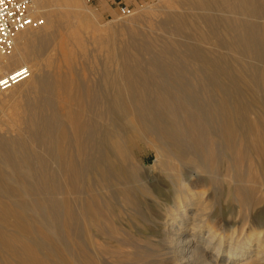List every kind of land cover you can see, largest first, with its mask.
I'll list each match as a JSON object with an SVG mask.
<instances>
[{"label": "bare ground", "instance_id": "6f19581e", "mask_svg": "<svg viewBox=\"0 0 264 264\" xmlns=\"http://www.w3.org/2000/svg\"><path fill=\"white\" fill-rule=\"evenodd\" d=\"M31 3L43 25L19 32L3 59L13 76L0 93V246L18 247V264H46L52 254L70 257L63 264H141L155 255L139 257L144 246L165 251L154 264H264V69H239L235 79L215 52L186 43L215 41L262 58L264 0H166L147 12L159 22L145 23L167 40L155 45L140 37L142 17L128 29L100 27L74 11L79 0ZM89 49L105 57L94 61L103 65L94 67L98 80L73 75ZM187 71L201 89L168 77ZM230 82L239 90H228ZM202 89L209 104L196 98ZM136 140L150 144L151 164L135 154ZM42 211L38 225L10 221ZM220 222L232 231L227 248ZM245 229L253 230L244 241L233 240Z\"/></svg>", "mask_w": 264, "mask_h": 264}, {"label": "rangeland", "instance_id": "374dc122", "mask_svg": "<svg viewBox=\"0 0 264 264\" xmlns=\"http://www.w3.org/2000/svg\"><path fill=\"white\" fill-rule=\"evenodd\" d=\"M155 5H157V7L158 6L163 7V6L166 5V0H79V5H78L79 7L76 10H74V11L83 12V10H85L89 15H91L92 17H94L97 20V22L99 23V26L100 27H103V26H107V27L124 26L125 29H128V27H131L130 26V24H131L130 22L133 19H135L137 17H140V18L142 17V21H141V19H139L140 20L139 24H141V26H142V27L139 26V29H141V31L139 30V33L141 34L140 37L142 38L144 36V38H142V39H144V41L147 40V41L151 42V44L153 43L152 45H155V44H160V43H156V42H161V43L167 42V40L164 39L165 36H163V34L161 32H159V31L157 32V31L152 30L153 27H155L154 24H157L159 22L158 18H156V17H151L150 18L149 16H147V15H150V14H147L148 9L151 8V7H153V6H155ZM123 8L129 9L131 11V16H129V17L121 16L120 10L123 9ZM57 10L60 11L59 9H57ZM71 11H72V9H71ZM226 16L228 18H230V19L239 20V16H235V15H226ZM143 17L146 20L143 21V19H144ZM146 17H148V18H146ZM148 19H150L151 21L148 20ZM148 21H150L151 23L154 22V24L145 23V22H148ZM143 22L146 25H144ZM148 24H151L153 27L151 28V26L148 25ZM144 27L145 28L146 27H150L151 28V31H150V28H146L145 29ZM141 38H139V40H141ZM162 39H164V40H162ZM197 42L198 41H195L193 39L186 40V43L187 44H190V45L192 44L193 46L200 47L203 50L204 49H209V50L215 52L217 54L216 57L219 60L222 61V63H221L222 68L228 69L229 72H228L227 75L230 76V77H232V78H235L236 79V78L239 77V72H240L239 69L240 70H242V69H252V68H255V69H264V63H263L264 62V56L262 58H257V57H253V56L241 57L239 55L233 54L234 52H236V49L224 48V47L223 48L216 47L217 42H215V41H210V42H208L209 45H205V46L203 44H200L199 42L198 43ZM135 48H136V45H135ZM104 59H105V57L102 56V54H100V53L97 54V53L93 52L92 49H89V50L85 51L83 56L82 55L79 56L78 63L74 65L73 75L76 76L78 79H81V80H84V79H86V80L87 79L98 80L99 72H96L94 67H102L103 65H101V63L100 64H98L96 62L94 63V61H97V60L98 61H102ZM257 60H261V63H258ZM188 72H190V71L180 73L179 75L177 74L176 76H174V75L168 76V77H171V79L174 77V79L176 81L174 79L171 80L170 78H168V77L167 78H168V80H171L172 82H178V83L180 82V83H183L185 85L187 84V86H189V87L192 86L191 88H194V89H196V86L197 87L200 86L198 88L201 89V87H202L201 85H203V82L196 75H194L193 73H192V76H191V73H189L190 75H187ZM237 74H238V76H237ZM193 75L196 76L198 80ZM196 81H199V83H201V85H198L199 83L196 82ZM226 88L228 90H231L232 92H234L235 89L236 90H239V84H234V83L231 84V82H230V83H227L226 84ZM199 91L200 92L197 93L196 98L198 99L199 96H201L199 98V100L200 101H203L204 103L209 104V101L206 100L207 97H208L207 96L208 94L204 93L205 92L204 89L199 90ZM232 92L231 93L228 92V95H229V98L228 99L231 102H233V100H235L234 93H232ZM209 96L212 99H216V97L215 96H212L211 94ZM168 105L173 106V105H177V103L170 102ZM181 110H183V108L180 109V110H177L176 112L179 115H181V117H182V112L183 111H181ZM185 112H188L189 113V114L186 115L187 117H189V119H193L194 118L195 115L194 114H190V111L189 110H186ZM91 118H93L94 120H91ZM90 120L93 121V122L95 120H97V122H99V120L95 116H91V115H90ZM182 120L183 121H186V122L188 121V119H184V118H182ZM25 147L29 151H31L30 149H32V146H30L29 144H27ZM133 149H134L136 155H145L146 156L145 159H144V163L146 165H149V164L152 163V160L154 159V154H153V151H152L153 149L151 148L150 144H147L146 142H142V141H139V140L137 141L136 140L134 142ZM38 157L42 161H44L43 164H44L45 169H47V172L49 174H51L52 171H53V166L50 165L49 161L47 160V158L45 156V153L42 152V151H39L38 152ZM8 172H10V171L7 170V173ZM53 177L56 180L59 179V177H58L57 174H54ZM21 178H23V181L26 184L32 185V181L28 177H22L21 176ZM57 181H59V180H57ZM38 183H41V181L38 180V181L35 182L36 185ZM73 200L74 199H72V202L71 203H73L74 206H71V207L73 208V210H75L76 209V202H74ZM12 201H13L12 202L13 204L12 203L11 204H12L13 207L19 206V203L17 202V200H14L13 199ZM41 214L43 215V211L40 214H35V213L33 214V212H32V213H26L24 215L22 213H20V214L18 213L17 214L18 216H13L10 221L11 222H19V223H22V224L24 223V221L25 222L28 221V222H31V224L33 223V224L38 225L39 223L37 221L39 220V216L41 217V219H42V217L45 218V216H46V214H44L45 216H41ZM262 216H264V214ZM25 219L26 220L28 219V220L26 221ZM122 219H125V217L122 218ZM34 220H37V221H34ZM220 224L223 226L221 228H222V231H223L224 236L226 238V239L223 238L224 239L223 240V243H224V246H226L228 244V241H229L228 237L230 235H232V233H231L232 231H231V228L228 225H226L225 223L220 222ZM184 226L186 227L184 229L187 230V229L190 228V223L186 222L184 224ZM56 227H57L58 230L61 231L60 234L63 237L64 231H62V229H63L62 224L58 222V224L56 223ZM77 227H78V225H76V223L73 222L72 223V232L76 236L79 235V229ZM7 229L10 230L9 227H7ZM245 230L246 231H245V235L244 236L242 235V232H239L238 231L233 236V240H237L239 238V239H242L244 241V239L247 238V236L249 235V232H251V230H253V229H251V230L245 229ZM204 235H205V233L202 234V236H204ZM40 240L42 242H44L45 246L48 245V239H46L45 237L44 238L40 237ZM217 243H220V240H217ZM72 244H73V242L71 240L69 241V240L66 239V241H65V238H64V245L65 246L67 245L66 246L67 248H71L72 247ZM145 247L148 248V249L145 250L146 249ZM225 248H227V246ZM18 249H19L18 247H15V248H12V249H7V248H4V247L0 246V264H7L6 260H7L8 257L9 258L11 257L12 259L14 258L13 260H15L17 262V264L19 263L18 260H21V263L22 262L24 263V257L19 254L20 251ZM157 249H158V251H157ZM154 250L155 251H153V249H150L149 246H144L143 249H141V251H137L136 252V253H139L141 255V256L140 255H138V256L141 257L142 259H144L143 256L144 257L147 256L146 254H148V253H150L149 255H152V253L155 254V255H152L151 257L150 256H147L148 258L146 257L144 259L145 261L143 260L144 262L143 261H140V262H142L141 264H143V263L144 264H154L153 262H155L157 259L159 260V258L161 259V256L165 253V251H163L162 246H160V247L158 246V248H156ZM43 251H45V250H43ZM209 252L211 254H213L212 251H209ZM226 252L227 251L225 250L223 252V254H225ZM1 257H2L3 260L1 259ZM38 257H40V256H38ZM73 257L76 258V254H74ZM61 258L57 254H56V256H55V254H52L51 256L46 257V264H63L64 261L65 262H70L71 261L70 257H67V256H65V258L62 256ZM126 259L127 258L122 257L120 259L122 261L119 260L120 261L119 264L120 263L123 264V262H125L124 260H126ZM221 259H222V257H221ZM126 262H127V260H126ZM126 262H125V264H127Z\"/></svg>", "mask_w": 264, "mask_h": 264}, {"label": "built area", "instance_id": "2783aa9c", "mask_svg": "<svg viewBox=\"0 0 264 264\" xmlns=\"http://www.w3.org/2000/svg\"><path fill=\"white\" fill-rule=\"evenodd\" d=\"M31 0H0V93L12 82L13 75L3 69V59L10 56L14 46V37L25 29H37L43 25V19L31 14ZM121 16H131L129 9H121ZM23 78L30 74L28 68L22 69Z\"/></svg>", "mask_w": 264, "mask_h": 264}]
</instances>
